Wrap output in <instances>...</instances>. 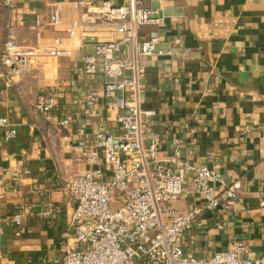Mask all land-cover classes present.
Returning a JSON list of instances; mask_svg holds the SVG:
<instances>
[{"label": "crops", "instance_id": "1", "mask_svg": "<svg viewBox=\"0 0 264 264\" xmlns=\"http://www.w3.org/2000/svg\"><path fill=\"white\" fill-rule=\"evenodd\" d=\"M110 1L119 6L128 2ZM73 2L15 0L4 10L17 44L35 48L37 56L11 81L0 76V117L17 131L0 143V186L11 185V172L22 177L5 193L0 189V264H60L61 233L74 210L61 181L86 167L79 142L90 141L96 132L119 133V109L102 94L104 78L85 74L81 58L91 53L95 41L123 34L114 29L115 19L97 13L103 0H94L93 6ZM139 2L162 18L160 24L140 27V35L156 31L159 46L171 50L140 58L145 67L142 105L154 111L150 126L162 135L161 155L169 156V144L177 140L181 159L216 168L240 184L233 206L201 216V224L183 235L181 248L211 256L242 241L249 257L264 256V0ZM55 8L58 23L50 19ZM54 38L68 55L44 53ZM129 50L124 44L115 55L129 58ZM56 92L59 104L49 121L34 103L40 95ZM87 93L97 97L90 108ZM65 118L68 123L60 126ZM23 170L28 174L22 176ZM190 184L188 174L186 192L172 203L175 208L185 211L201 201ZM18 212L21 223L12 224L10 218Z\"/></svg>", "mask_w": 264, "mask_h": 264}, {"label": "built area", "instance_id": "2", "mask_svg": "<svg viewBox=\"0 0 264 264\" xmlns=\"http://www.w3.org/2000/svg\"><path fill=\"white\" fill-rule=\"evenodd\" d=\"M0 2L4 8L11 9L15 0ZM73 3L93 6L94 0ZM97 13L115 19L113 27L123 35L117 40L95 41L91 53L81 58L82 69L87 75L99 74L104 78L102 94L119 109L116 118L119 133L113 136L96 132L90 141L79 142L77 149L84 156L86 167L61 181L74 210L61 233L60 264H264V256L247 255V246L242 241L211 256H196L181 248L183 235L201 224V216L233 206L240 184L238 180L226 179L216 168L194 166L181 159L177 140L169 144V156L161 155L162 135L150 126L154 111L142 105L145 67L140 58L171 54V50L159 46L161 39L156 31L142 36L139 29L147 24H160L162 18L155 17V10L142 6L139 0H128L120 6L103 0ZM50 19L53 23L60 22L56 8ZM76 25L74 22L70 35L74 34ZM6 30L0 76L9 82L27 70L37 53L33 47L17 44L13 26L8 25ZM172 42L180 44L178 38ZM124 44L130 48L129 58L115 55ZM42 50L50 56L69 54L68 49L60 46L59 38ZM59 98L57 92L40 95L34 108L52 121ZM85 100L90 108L97 97L87 93ZM67 123L66 118L58 121L60 126ZM0 130V143L11 140L17 132L5 117H0ZM82 132L81 127L79 133ZM9 174L11 185L2 184L3 193L22 178L18 172ZM26 174L28 171L23 170L22 176ZM188 174L191 192L201 201L182 211L172 203L186 192ZM10 221L19 225L21 212Z\"/></svg>", "mask_w": 264, "mask_h": 264}, {"label": "rangeland", "instance_id": "3", "mask_svg": "<svg viewBox=\"0 0 264 264\" xmlns=\"http://www.w3.org/2000/svg\"><path fill=\"white\" fill-rule=\"evenodd\" d=\"M5 8L2 6L0 2V51L3 49L7 33H6V25H5Z\"/></svg>", "mask_w": 264, "mask_h": 264}, {"label": "trees", "instance_id": "4", "mask_svg": "<svg viewBox=\"0 0 264 264\" xmlns=\"http://www.w3.org/2000/svg\"><path fill=\"white\" fill-rule=\"evenodd\" d=\"M6 9V8H5Z\"/></svg>", "mask_w": 264, "mask_h": 264}]
</instances>
